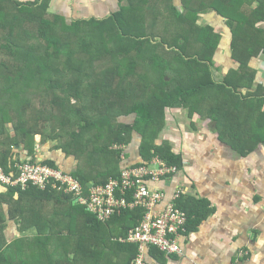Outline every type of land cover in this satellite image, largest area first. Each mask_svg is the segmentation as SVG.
Here are the masks:
<instances>
[{
  "label": "trees",
  "instance_id": "1",
  "mask_svg": "<svg viewBox=\"0 0 264 264\" xmlns=\"http://www.w3.org/2000/svg\"><path fill=\"white\" fill-rule=\"evenodd\" d=\"M177 1L119 0L118 12L107 18L69 23L50 12V0H0V167L6 174L20 162L19 148L34 156L41 135L77 166L43 162L77 178L88 196L92 185L121 176L124 148L115 145L132 142L134 132L143 137L147 161L161 157L182 169L183 156L171 142L158 143L174 108L214 122L219 138L244 155L264 144V81L257 83L250 64L264 55V0H181L183 10ZM210 12L227 19L237 63L224 80L214 72L224 32L200 23ZM133 114L134 125L125 123ZM1 187L0 264H133L139 254L138 245L120 239L141 224L143 207L102 223L72 194ZM182 201L189 228L194 209ZM8 221L36 233L9 241Z\"/></svg>",
  "mask_w": 264,
  "mask_h": 264
},
{
  "label": "crops",
  "instance_id": "2",
  "mask_svg": "<svg viewBox=\"0 0 264 264\" xmlns=\"http://www.w3.org/2000/svg\"><path fill=\"white\" fill-rule=\"evenodd\" d=\"M13 1L25 4L36 0ZM119 8V0H50L49 4L50 12L67 19L70 17L71 21L107 18ZM251 66L258 71L257 83L264 81V62L258 60ZM172 110L177 116L184 114L183 109ZM168 112L167 125L172 134L177 133L178 139L173 138L172 142L163 134L160 140L172 142L173 150L183 156L184 163L172 177L150 185L167 194L165 202L158 208H164L182 189V202L190 212L194 209V216L181 238L182 253L169 256L152 248L146 250L147 264H264V144H258L244 155L219 138L216 124L215 135L208 137L205 126L210 122L200 116L191 120L186 113L189 130L182 133L183 120L179 118L180 124L173 120L170 123L172 113ZM133 141L124 148L122 169L147 161L141 153L143 137L140 142ZM36 142L33 157L21 147L16 159H51L63 169L76 168L77 160L73 155L68 156L47 143L40 146L38 137ZM132 143L135 145L131 147ZM51 208H47L46 215L52 213ZM11 227H15L17 233L18 226L14 221ZM29 230L35 231V228Z\"/></svg>",
  "mask_w": 264,
  "mask_h": 264
},
{
  "label": "built area",
  "instance_id": "3",
  "mask_svg": "<svg viewBox=\"0 0 264 264\" xmlns=\"http://www.w3.org/2000/svg\"><path fill=\"white\" fill-rule=\"evenodd\" d=\"M115 147L125 148L124 145ZM179 170L177 165L155 157L139 165L124 167L120 177L111 178L104 184L92 185L86 196L82 183L65 170L38 159H24L15 165V171L10 174L0 167V184L10 188L20 187L22 190L30 187L47 190L51 187L72 194L102 223L125 209L143 207L146 214L141 224L132 229L127 237L121 238L120 242L138 245L139 254L133 264H147L146 250L151 248L169 256L182 253L181 238L187 232L188 225V215L178 205L183 191L179 189L174 199L164 208H158L165 202L167 194L150 185L151 182L172 177Z\"/></svg>",
  "mask_w": 264,
  "mask_h": 264
},
{
  "label": "rangeland",
  "instance_id": "4",
  "mask_svg": "<svg viewBox=\"0 0 264 264\" xmlns=\"http://www.w3.org/2000/svg\"><path fill=\"white\" fill-rule=\"evenodd\" d=\"M177 5L181 8V10H183V4H182L181 0L177 1ZM199 17H200V23L202 25H208V24L209 25H213L215 31L224 32L223 38L221 39V41H222L221 42L222 49H220L219 53L217 55H215V59H216L217 65L214 67L215 77L218 80H224L228 70L230 68H236L237 67V63L235 62V60L231 59V56H230L229 45H230L231 35H230L229 28L226 25L227 19L226 18L225 19L222 18L221 16L215 14L214 12H210L208 14H201ZM71 19L72 18H70V17L68 19L66 18V20L69 23L72 22ZM261 25L264 26V22ZM258 60L260 62L261 61L264 62V55H260V56L254 57L251 60L250 64L256 63V62H258ZM257 73H258V71H257ZM170 111L172 113V115H171L172 117L170 118V123H171V120H173V121H175V124H176V122L178 124H180V121H179V118H180L187 125V127H186V125L184 123H183V125H181V126H183L181 128L182 133L188 132L189 126L187 124V116H184L185 113L182 115V117H180V116H177L175 114V111H173L172 109H170ZM135 117H136V115L133 114L132 116H129L127 118L126 117L123 118V120L125 119L124 120L125 123H128L129 125H134ZM205 127H206L205 130L208 132V137H210L209 135H212V136L215 135L214 131L216 129H215V123L214 122H210V124H207ZM203 133H204V131H203ZM203 133H201V134H203ZM161 134L162 135L164 134V135L168 136L169 137L168 139L171 140L172 142H173V140H172L173 138L175 139V141L178 139L175 136L177 133L173 132V134H172V129H169V124L165 126V128L163 129ZM37 137H38V140H39L38 143H39L40 146H42L44 143L49 144V146H52V145H54L56 143V141H52V140H48V141H45V139L43 140L41 135H37L36 138ZM133 137H134L133 140H138V142H140L141 135L138 132H134ZM132 142H134V141H132ZM172 142L170 144L172 145V147L174 149V146H173ZM183 142H185V140H183ZM129 143H131V142H129ZM129 143L124 144V146H126V145L128 146ZM158 143H160V145L163 144V140H160V138H159L158 139ZM36 144H37V142H36ZM133 145H135V143H132L131 147ZM136 147H137V145L135 146V148ZM12 222L13 221L7 222V228H6V231H5V234L7 235L9 241H14L16 238H20L21 236H26V235H30L31 236L32 234L36 233V230L35 231L34 230H28L27 232H26V230L25 231H19V228L22 227L21 224L18 225V229H17V233H16L15 232L16 228L15 227H11ZM9 224H10V226H9ZM23 234H25V235H23Z\"/></svg>",
  "mask_w": 264,
  "mask_h": 264
}]
</instances>
